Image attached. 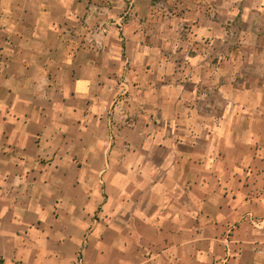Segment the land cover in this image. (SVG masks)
Wrapping results in <instances>:
<instances>
[{"label": "crops", "instance_id": "crops-1", "mask_svg": "<svg viewBox=\"0 0 264 264\" xmlns=\"http://www.w3.org/2000/svg\"><path fill=\"white\" fill-rule=\"evenodd\" d=\"M14 2L0 23L5 264H214L230 229L229 264H264V0H221L219 15L178 0L192 7L171 19L164 0ZM87 6L115 28L86 30ZM187 24L198 42L166 59Z\"/></svg>", "mask_w": 264, "mask_h": 264}, {"label": "rangeland", "instance_id": "rangeland-1", "mask_svg": "<svg viewBox=\"0 0 264 264\" xmlns=\"http://www.w3.org/2000/svg\"><path fill=\"white\" fill-rule=\"evenodd\" d=\"M212 3L209 5L211 8H215L218 9V11H216V13H220V8H221V0H211ZM228 1V5L229 7L231 8L232 5L231 4H234L236 3V5H238L239 1L240 0H227ZM178 0H164V9H165V14L166 16L171 19L173 18L172 16V13L173 15L176 14V13H179V14H182V13H185L186 10H189L191 9L190 7H192V5H185V8H180L181 10H179V7H178ZM224 2V0H223ZM244 2V1H243ZM248 6H255L254 3H248L247 4ZM89 6H87V10L88 11H92L93 14L97 15V18L94 19L93 17L92 18H85L82 19V25L86 30L93 27V28H96V27H111V28H115L116 25H114L113 23L116 21L115 18H112L110 17L109 15V11L107 9H100V8H95V7H92V8H89ZM255 7H253L254 9ZM239 12L237 13V17H230L229 16V19L227 20V23L224 25L226 26L230 31H233V32H237L238 30H241L242 28L245 27L246 24L243 23V21L241 20V13H242V3L239 5ZM181 13H180V12ZM256 11V9H255ZM13 13L15 12L16 13V2H14V0H8V1H5V0H0V23L3 21L4 23V19L2 18L3 17V14L4 13ZM98 12H100L101 14H97ZM125 11H122L120 14L122 16V19L119 20L120 24L123 26L125 22H128L129 20V16L128 15H125L124 14ZM119 14V15H120ZM2 19V21H1ZM264 24V23H263ZM121 25H118L119 27ZM5 25H1L0 24V31L2 28H4ZM185 27V28H184ZM183 29L182 30H179L175 35H170L168 37H166V49H165V57L166 59L170 60V61H180L183 59V54L180 53L179 49H182L183 46H179L180 44L184 43L187 48H188V52L192 51L193 48H191V45L192 43H197L198 41L197 40H194V37H193V27L189 24L187 25H183L182 27ZM4 35L0 32V41L3 43L4 41ZM87 37V36H86ZM237 36L234 34L233 35V40H234V43H237V39L236 38ZM92 35H90L88 37V42L89 43H92V40H91ZM90 39V40H89ZM172 44V45H171ZM171 45V46H170ZM0 48L2 49V46L0 45ZM0 49V51H1ZM102 55H104L102 53ZM4 59V55L2 52H0V62H2ZM1 82H0V92H2L1 94H3L4 92V88L3 86L1 87Z\"/></svg>", "mask_w": 264, "mask_h": 264}, {"label": "built area", "instance_id": "built-area-1", "mask_svg": "<svg viewBox=\"0 0 264 264\" xmlns=\"http://www.w3.org/2000/svg\"><path fill=\"white\" fill-rule=\"evenodd\" d=\"M223 242L225 245V251L221 257L217 258L214 261V264H229L230 263V258L232 256V251H233V245L235 243L233 239V232L231 229L228 230V232L225 234Z\"/></svg>", "mask_w": 264, "mask_h": 264}, {"label": "trees", "instance_id": "trees-1", "mask_svg": "<svg viewBox=\"0 0 264 264\" xmlns=\"http://www.w3.org/2000/svg\"><path fill=\"white\" fill-rule=\"evenodd\" d=\"M0 264H5V259L2 256H0Z\"/></svg>", "mask_w": 264, "mask_h": 264}]
</instances>
